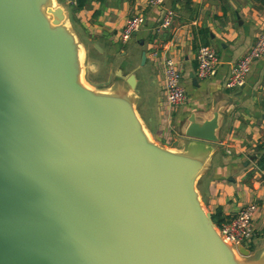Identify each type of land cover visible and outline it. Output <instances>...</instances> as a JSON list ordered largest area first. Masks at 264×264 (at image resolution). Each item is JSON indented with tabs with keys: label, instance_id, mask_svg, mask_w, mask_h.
I'll return each mask as SVG.
<instances>
[{
	"label": "water",
	"instance_id": "95a60500",
	"mask_svg": "<svg viewBox=\"0 0 264 264\" xmlns=\"http://www.w3.org/2000/svg\"><path fill=\"white\" fill-rule=\"evenodd\" d=\"M83 52L59 0H0V264H264L201 204L207 151L155 142L133 74L94 88ZM217 115L184 135L216 141Z\"/></svg>",
	"mask_w": 264,
	"mask_h": 264
},
{
	"label": "crops",
	"instance_id": "0c3cea01",
	"mask_svg": "<svg viewBox=\"0 0 264 264\" xmlns=\"http://www.w3.org/2000/svg\"><path fill=\"white\" fill-rule=\"evenodd\" d=\"M59 1L82 45L83 58H90L97 67L99 61L91 54L94 50L102 53L117 47L120 51L125 43L142 40L137 58L142 49L148 51L142 64L145 74L134 76L132 90L139 118L160 145L207 151L195 186L201 204L210 213L226 219L241 205L255 203L253 234L244 247L249 250L248 258L264 259V181L258 177L264 152V56L252 61L241 85L227 89L222 84L229 67L263 27L264 0H164L156 6L146 0H87L80 8L70 0ZM167 8L173 10L171 20L158 27ZM137 13L143 16V23L126 42L119 41L125 18ZM199 45L212 46L217 56L215 71L206 78L194 73ZM165 57L176 62L185 91V99L171 107L163 96ZM110 69L113 76L117 69L129 73L115 65ZM124 86L129 88L126 83ZM215 109L216 141L184 135L190 114L200 122L210 118Z\"/></svg>",
	"mask_w": 264,
	"mask_h": 264
},
{
	"label": "built area",
	"instance_id": "2783aa9c",
	"mask_svg": "<svg viewBox=\"0 0 264 264\" xmlns=\"http://www.w3.org/2000/svg\"><path fill=\"white\" fill-rule=\"evenodd\" d=\"M72 1V0H70ZM164 0H146L148 5H160ZM173 10L167 8L164 10L158 27H165L171 20ZM143 23V16L140 13L132 14L125 18L120 30L119 39L126 42L133 32H135ZM264 56V25L258 31L252 44L238 57L223 79V87L233 89L241 85L244 81L252 61L256 58ZM195 59V76L198 78H206L211 76L216 67L217 56L215 50L209 45H199L194 54ZM163 96L167 106H175L185 99V91L180 82V71L176 62L170 58L163 59ZM258 177L264 181V161L263 166L258 170ZM256 205L254 202H247L241 205L234 215L221 221L216 226L220 236L229 244H241L245 246L253 234L252 216Z\"/></svg>",
	"mask_w": 264,
	"mask_h": 264
},
{
	"label": "rangeland",
	"instance_id": "374dc122",
	"mask_svg": "<svg viewBox=\"0 0 264 264\" xmlns=\"http://www.w3.org/2000/svg\"><path fill=\"white\" fill-rule=\"evenodd\" d=\"M120 41V40H119ZM94 48H97L93 44ZM117 46V45H115ZM123 49L120 51H117L114 47V50L108 51V52H102L97 53L95 50L91 54L95 59L99 61V66L97 67L96 64H91L86 67V61L91 62L92 60L88 57L83 58L82 61L84 62L85 69L81 73L82 80L94 87V88H105L107 85H110L109 87H112L111 85L118 83V82H124L123 77H118L111 75L113 73V70H111V66L119 67L122 70H127L129 73H132L133 76L139 77L144 76L145 71H143V62H141L140 54L139 58H137V49L139 47V44L137 42H131V43H125L122 45ZM93 50V49H92ZM90 64V63H89ZM83 66V63H82ZM124 75L128 73H122ZM109 82V84H107ZM138 85V84H137ZM136 85V86H137ZM245 246L248 245L247 243H244ZM238 256V253H236ZM241 257V255H239Z\"/></svg>",
	"mask_w": 264,
	"mask_h": 264
},
{
	"label": "trees",
	"instance_id": "16d2710c",
	"mask_svg": "<svg viewBox=\"0 0 264 264\" xmlns=\"http://www.w3.org/2000/svg\"><path fill=\"white\" fill-rule=\"evenodd\" d=\"M71 5H73L75 8H80L82 6H84V4L87 2V0H72L70 1ZM263 161H264V152H263V155H261V158H260V166L262 167L263 166ZM211 215V219L212 221L215 223V225H219L221 221H223L224 219L221 217H218V213L215 212V213H210Z\"/></svg>",
	"mask_w": 264,
	"mask_h": 264
},
{
	"label": "bare ground",
	"instance_id": "6f19581e",
	"mask_svg": "<svg viewBox=\"0 0 264 264\" xmlns=\"http://www.w3.org/2000/svg\"><path fill=\"white\" fill-rule=\"evenodd\" d=\"M226 242V241H225ZM227 243V242H226Z\"/></svg>",
	"mask_w": 264,
	"mask_h": 264
}]
</instances>
